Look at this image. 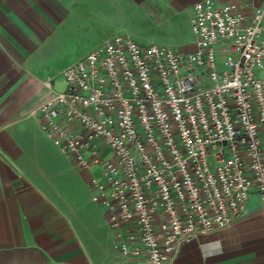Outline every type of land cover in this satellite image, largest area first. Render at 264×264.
<instances>
[{"label":"built area","instance_id":"2783aa9c","mask_svg":"<svg viewBox=\"0 0 264 264\" xmlns=\"http://www.w3.org/2000/svg\"><path fill=\"white\" fill-rule=\"evenodd\" d=\"M191 30L188 53L113 37L48 79L33 110L64 154L100 169L92 200L118 264H167L253 196L264 212V3L248 16L200 0Z\"/></svg>","mask_w":264,"mask_h":264},{"label":"crops","instance_id":"0c3cea01","mask_svg":"<svg viewBox=\"0 0 264 264\" xmlns=\"http://www.w3.org/2000/svg\"><path fill=\"white\" fill-rule=\"evenodd\" d=\"M200 0H0V264H118L94 169L80 168L41 130L33 110L46 81L117 35L140 45L194 50ZM235 3L246 15L264 0ZM131 16L143 35L130 32ZM140 39V40H137ZM167 264H264V212L256 197L228 227L181 245Z\"/></svg>","mask_w":264,"mask_h":264},{"label":"rangeland","instance_id":"374dc122","mask_svg":"<svg viewBox=\"0 0 264 264\" xmlns=\"http://www.w3.org/2000/svg\"><path fill=\"white\" fill-rule=\"evenodd\" d=\"M130 32H132L133 34H137L138 36L139 35H143L144 36V33L142 32L143 30L140 29V27L138 26V19L135 17V16H131L130 17V20L128 21V24H127ZM137 40H140V39H137ZM223 60V57L222 56H219L217 58V62L218 63H221ZM222 67L221 66H218V70H221ZM100 171V169H95V172L98 174Z\"/></svg>","mask_w":264,"mask_h":264},{"label":"water","instance_id":"95a60500","mask_svg":"<svg viewBox=\"0 0 264 264\" xmlns=\"http://www.w3.org/2000/svg\"><path fill=\"white\" fill-rule=\"evenodd\" d=\"M66 88V84L65 83H58V82H55L53 84V89L54 91L56 92H63Z\"/></svg>","mask_w":264,"mask_h":264}]
</instances>
